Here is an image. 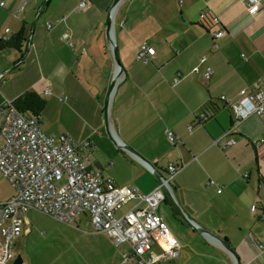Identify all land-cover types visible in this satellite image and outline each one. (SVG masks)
<instances>
[{
	"label": "crops",
	"instance_id": "obj_1",
	"mask_svg": "<svg viewBox=\"0 0 264 264\" xmlns=\"http://www.w3.org/2000/svg\"><path fill=\"white\" fill-rule=\"evenodd\" d=\"M83 1L87 4L80 8ZM114 1L30 0L24 5L23 0H0V40L17 34L26 40L21 53L0 52V106L34 91L63 112L74 109L80 126L73 138L90 142L83 150L88 165L119 186L136 185L148 193L159 185L151 170L119 148V142L164 176L170 164L183 166L172 182L187 218L227 240L240 264H264V220L250 210L264 204V115L249 117L227 137L233 113L222 100L225 96L236 101L241 90L264 85V0L256 15L240 0H123L116 14L115 41L125 72L112 99L107 129L104 110L115 64L106 31ZM213 16L220 25L213 24ZM220 28L226 33L216 40L215 49L212 33ZM65 33L75 49L62 39ZM145 43L155 50L149 64L139 59ZM202 57L207 58L202 71L206 66L213 69L209 81L191 74ZM178 73L183 78L175 85ZM169 131L179 143L168 140ZM229 138L234 144L228 145ZM3 144L0 137V148ZM1 175L0 200L6 201L15 190ZM209 180L217 187H208ZM7 182L10 193L2 190ZM159 212L180 244L173 264H236L173 206L170 214L161 206ZM81 217L87 220H76L71 247L47 264H121L124 248L94 232L89 216ZM24 221L23 235L29 233L27 215ZM83 224L88 229L82 230Z\"/></svg>",
	"mask_w": 264,
	"mask_h": 264
},
{
	"label": "built area",
	"instance_id": "obj_2",
	"mask_svg": "<svg viewBox=\"0 0 264 264\" xmlns=\"http://www.w3.org/2000/svg\"><path fill=\"white\" fill-rule=\"evenodd\" d=\"M29 1L23 0V4ZM240 1L247 6L250 15L260 11L261 0ZM86 4L83 1L79 7ZM0 6H4V2H0ZM200 18L205 19L206 14L202 13ZM211 20L215 25L221 24L217 16ZM225 33L224 28L212 33L215 49L219 48L216 40ZM62 39L75 49L69 33L63 34ZM82 53L87 54L85 48ZM154 54L155 50L145 43L140 47L139 59L149 64ZM206 62L207 58L202 57L191 74H202L209 81L212 67L201 69ZM3 78L4 75H0V80ZM182 78L183 74L178 73L174 84ZM45 94L50 96L51 92L47 90ZM66 100L61 98V101ZM222 100L233 113V125L227 131V137L237 133L249 117L264 115V85H257L254 91L241 90L236 101L225 96ZM202 118L207 120L206 115ZM0 137L4 141L0 148V174L15 190L12 198L0 201V264H10L14 260L15 244L23 235L24 219L31 210L68 224L83 215L89 216L94 232L106 234L116 247L124 248L121 264H173L179 258V241L159 209L167 200L163 186H171L170 182L183 166L170 164L168 177L148 193L137 186L116 185L112 177L104 176L101 170L88 165L83 150L90 147V142L79 143L69 134L58 137L45 134L35 117L22 114L14 101L7 99L0 106ZM167 138L171 143H179L173 132H167ZM232 144L234 140L229 138L228 145ZM207 186L217 187V183L209 180ZM221 191L219 187L217 192ZM128 204L130 207L117 216L116 212ZM250 210L253 215L259 213L264 220V204H254Z\"/></svg>",
	"mask_w": 264,
	"mask_h": 264
},
{
	"label": "rangeland",
	"instance_id": "obj_3",
	"mask_svg": "<svg viewBox=\"0 0 264 264\" xmlns=\"http://www.w3.org/2000/svg\"><path fill=\"white\" fill-rule=\"evenodd\" d=\"M12 67L13 65H11V68ZM47 102V107L42 113L39 122L41 130L50 136L54 135L58 137L63 134H69L74 137V130L80 126L78 113L74 109H68L66 112H63L59 105L51 104L49 100H47ZM165 177H168V174H166ZM170 185L173 188L172 181ZM2 190L3 192L6 191L10 193L12 188L7 182ZM129 207L130 204L118 210L116 215L120 216ZM161 210L164 213L170 214L172 205L170 203L162 204ZM178 216L181 215L178 214ZM27 217L28 222L26 223V229H28L29 233L24 234L21 238L20 245L14 248L16 254L21 253L27 260V264H47L50 261H58L59 257L65 255V250L71 247V236L76 230V222L71 224L61 222L37 210L28 212ZM80 219L83 221L87 220L83 217H80ZM180 222L184 223L185 221L181 219ZM81 229L86 230L88 228L83 224Z\"/></svg>",
	"mask_w": 264,
	"mask_h": 264
},
{
	"label": "water",
	"instance_id": "obj_4",
	"mask_svg": "<svg viewBox=\"0 0 264 264\" xmlns=\"http://www.w3.org/2000/svg\"><path fill=\"white\" fill-rule=\"evenodd\" d=\"M122 2H123V0H115L110 11H109V13H108V17H107V31H106V33H107V38H108V41L110 44V50H111L112 57H113L114 64H115V73H114L113 78H112L111 83H110L108 95H107L106 102H105V110H104L105 124H106L107 129L110 128V122H111V120H110V109H111L112 99H113L114 93L116 91V88H117V86H118V84H119V82H120V80H121V78L125 72V68L121 62L119 48H118L117 43L115 41L116 14H117L119 6L121 5ZM15 65H17V63L14 64V66ZM118 144H119L118 145L119 148L126 150L132 156H134L137 160H139L141 163H143L145 166H147L151 170L153 175L156 177V179L159 183H162L163 180H165V176L163 174L156 172V170H155L154 166L151 164V162L146 160L137 151H135L133 148H131L130 146H128L124 142H119ZM163 189H164V192L166 194L167 200L172 204L174 209L181 215V217L186 222H188L191 226H193L195 228V230L198 231L200 234L209 237L214 242L219 244V246H221L225 251H227L233 257L236 264H240L235 251L232 249V247L227 242V240L222 238L219 234L212 232V231H209L205 228H202L198 224H195L194 222L189 220L187 218V216L185 215V213L183 212V210L181 209V207H180V205H179V203L175 197V193H174L173 188L171 186L165 185V186H163ZM23 262H24V260H23L22 254H17L15 256L12 264H23Z\"/></svg>",
	"mask_w": 264,
	"mask_h": 264
},
{
	"label": "trees",
	"instance_id": "obj_5",
	"mask_svg": "<svg viewBox=\"0 0 264 264\" xmlns=\"http://www.w3.org/2000/svg\"><path fill=\"white\" fill-rule=\"evenodd\" d=\"M25 42L26 40L21 34L1 39L0 52L6 49H13L21 53ZM47 103V99L44 96L34 91H27L14 100V106L19 112L27 116L35 117L38 122H40L41 115L47 107Z\"/></svg>",
	"mask_w": 264,
	"mask_h": 264
}]
</instances>
